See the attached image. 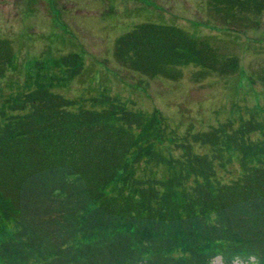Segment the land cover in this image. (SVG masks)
Instances as JSON below:
<instances>
[{"label": "trees", "instance_id": "16d2710c", "mask_svg": "<svg viewBox=\"0 0 264 264\" xmlns=\"http://www.w3.org/2000/svg\"><path fill=\"white\" fill-rule=\"evenodd\" d=\"M214 4L264 11V0ZM114 53L170 79L191 64L198 77L240 67L208 39L153 21L120 35ZM15 58L0 38V78ZM31 64L0 104V264H264V107L180 135L159 109L60 92L81 74L80 52ZM236 161L238 175L222 179Z\"/></svg>", "mask_w": 264, "mask_h": 264}, {"label": "rangeland", "instance_id": "374dc122", "mask_svg": "<svg viewBox=\"0 0 264 264\" xmlns=\"http://www.w3.org/2000/svg\"><path fill=\"white\" fill-rule=\"evenodd\" d=\"M214 1L0 0V38L9 39L16 54L15 67L0 78V104L3 95L25 87L34 60L50 63L77 51L84 56V68L59 89L65 95L90 98L106 92L136 109H159L180 135L229 118L239 123L251 108L264 107V11H228L223 5L218 10ZM148 21L176 24L208 39L223 54L238 56V71L198 77L200 68L191 64L183 67L182 77L170 79L123 65L114 53L116 39ZM238 170L236 161L219 175L235 178ZM213 264H224L222 257Z\"/></svg>", "mask_w": 264, "mask_h": 264}]
</instances>
